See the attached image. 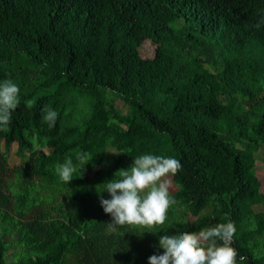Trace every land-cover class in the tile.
<instances>
[{"label": "trees", "instance_id": "1", "mask_svg": "<svg viewBox=\"0 0 264 264\" xmlns=\"http://www.w3.org/2000/svg\"><path fill=\"white\" fill-rule=\"evenodd\" d=\"M262 16L264 0H0V83L20 88L0 131V264H148L161 236L225 213L237 260L264 264V217L243 216L262 197ZM12 150L23 164L9 165ZM81 151L93 155L82 177L61 182L55 166L81 167ZM142 154L180 161L176 204L163 225L109 230L96 187Z\"/></svg>", "mask_w": 264, "mask_h": 264}, {"label": "clouds", "instance_id": "2", "mask_svg": "<svg viewBox=\"0 0 264 264\" xmlns=\"http://www.w3.org/2000/svg\"><path fill=\"white\" fill-rule=\"evenodd\" d=\"M264 24V16L253 25L259 29ZM20 88L12 80L0 83V131L6 132L11 123L12 112L18 107ZM31 101L28 104L31 105ZM43 120L49 127L55 125L57 112L45 107ZM93 155L77 152L76 160L81 167L73 164L71 158L55 166V173L61 182L67 184L74 174L82 177L83 169ZM182 169L179 160L162 155L142 154L133 159L127 170L120 169L114 178L97 188L98 196L107 192L110 199L100 198V205L105 214L111 216L109 230L115 231L121 226H139L152 228L163 225L167 220L168 210L176 204L170 195L171 182L168 177L175 176ZM225 223L205 227L199 232H181L177 235H163L158 247L162 255H152L148 264H245L246 257L239 256L232 247L236 229L234 222L224 214Z\"/></svg>", "mask_w": 264, "mask_h": 264}, {"label": "rangeland", "instance_id": "3", "mask_svg": "<svg viewBox=\"0 0 264 264\" xmlns=\"http://www.w3.org/2000/svg\"><path fill=\"white\" fill-rule=\"evenodd\" d=\"M131 45H135V43H131ZM107 103H108L109 108H113L121 113H125L127 111V107L122 103V101H120V99L112 95L107 97ZM238 147L240 146L238 145ZM253 155L255 158V163L253 165V171H254L256 178L258 179L260 183V191L262 193V197L260 199L252 201L250 205H248L247 209L243 210V216L247 222L252 221L254 217L251 214L253 213L254 215H256V217H259V218L264 217V149L259 148L258 151L255 152ZM7 158H8L9 165L12 167L23 164V160L16 157L14 155L13 150L8 153ZM93 170H94V167L91 165L88 167L87 173L91 175ZM168 179L171 182V187L169 189V192L171 194L175 190V186H174V183L171 177H168ZM191 220L192 218L189 219V221ZM6 240H8V238H6ZM7 255L8 257L6 261L7 262L12 261L11 250L7 252ZM261 255H264V252L261 253Z\"/></svg>", "mask_w": 264, "mask_h": 264}]
</instances>
